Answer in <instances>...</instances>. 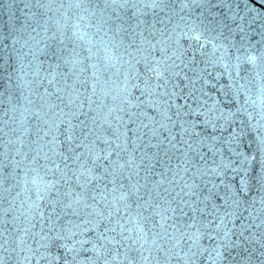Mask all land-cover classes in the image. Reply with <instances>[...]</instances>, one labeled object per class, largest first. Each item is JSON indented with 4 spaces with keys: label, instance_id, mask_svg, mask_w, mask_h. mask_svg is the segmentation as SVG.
I'll return each mask as SVG.
<instances>
[{
    "label": "snow or ice",
    "instance_id": "obj_1",
    "mask_svg": "<svg viewBox=\"0 0 264 264\" xmlns=\"http://www.w3.org/2000/svg\"><path fill=\"white\" fill-rule=\"evenodd\" d=\"M22 5L0 264H264V0Z\"/></svg>",
    "mask_w": 264,
    "mask_h": 264
},
{
    "label": "water",
    "instance_id": "obj_2",
    "mask_svg": "<svg viewBox=\"0 0 264 264\" xmlns=\"http://www.w3.org/2000/svg\"><path fill=\"white\" fill-rule=\"evenodd\" d=\"M22 2L23 0H0V30L3 29L5 21L9 19L10 13L13 11H15L16 16L19 17L20 20L23 19L19 11L23 6ZM253 3H255V0H253ZM256 39H259V37H255L253 42H255ZM207 243H214V241H207Z\"/></svg>",
    "mask_w": 264,
    "mask_h": 264
}]
</instances>
